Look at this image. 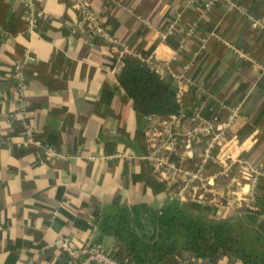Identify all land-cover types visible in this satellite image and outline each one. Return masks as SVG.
I'll list each match as a JSON object with an SVG mask.
<instances>
[{
    "label": "crops",
    "instance_id": "obj_1",
    "mask_svg": "<svg viewBox=\"0 0 264 264\" xmlns=\"http://www.w3.org/2000/svg\"><path fill=\"white\" fill-rule=\"evenodd\" d=\"M86 1L113 40L146 59L173 93L183 88L187 112L197 108L203 121L225 123L237 111L218 156L238 153L240 184L229 188L209 164L207 191L195 187L177 199L195 212L215 208L222 217L251 208L264 191V73L258 69L264 67V0H234L245 15L222 0L207 11L208 0ZM74 2L34 0L29 33L19 0H0V264H65L46 248L58 237L99 243L129 262L112 237L100 236L97 215L111 205L156 208L174 198L172 172L161 174L147 158L148 130L162 119L133 110L117 83V46L77 27ZM256 20L258 28L251 26ZM26 56L33 61L25 68L23 118L9 71ZM23 121L55 155L21 146ZM187 128L185 121L179 135ZM187 259L178 252L164 264ZM208 264L238 263L222 255Z\"/></svg>",
    "mask_w": 264,
    "mask_h": 264
},
{
    "label": "trees",
    "instance_id": "obj_2",
    "mask_svg": "<svg viewBox=\"0 0 264 264\" xmlns=\"http://www.w3.org/2000/svg\"><path fill=\"white\" fill-rule=\"evenodd\" d=\"M117 83L144 118L164 119L177 111L170 81L136 60L122 59ZM96 224L101 237L123 248L130 264H164L178 252L207 264L222 255L233 263L264 264V191L238 216L195 212L171 198L156 208L107 206Z\"/></svg>",
    "mask_w": 264,
    "mask_h": 264
},
{
    "label": "built area",
    "instance_id": "obj_3",
    "mask_svg": "<svg viewBox=\"0 0 264 264\" xmlns=\"http://www.w3.org/2000/svg\"><path fill=\"white\" fill-rule=\"evenodd\" d=\"M74 1V7L80 17L77 27H83L90 34L100 35L107 42L116 45L121 59L130 58L146 65V59L139 55L130 54L124 44L116 42L103 30L94 14L90 11L86 0ZM217 1L220 0H208L204 5L206 11L211 9ZM222 1L226 2L231 9L236 10L240 15L246 14L244 7L236 4L234 0ZM19 3L26 9L27 30L31 33L33 32L36 19L34 0H19ZM251 26L258 28L260 23L257 20L251 21ZM195 29L196 23L191 24L187 30V36L189 37ZM240 56L242 57V55ZM32 61L33 59L27 56L16 59L9 71L10 83L14 86L19 97L17 100V115L23 116V118L27 107V102L23 96V93L27 90L25 68ZM258 69L264 73V67H259ZM171 79L174 80L177 77L172 76ZM197 88L202 89L201 86ZM183 92V88H178L173 93L177 111L162 119L158 127L149 128L147 134L149 146L148 161L152 163L155 169L160 170L161 174H165L164 172L166 171L172 172L174 177L169 182H172L171 184L175 187L173 190L174 198L183 197V195L193 191L195 187H200L203 191H207V179L204 173L209 164L216 167L219 166L220 174H225L228 171V166L231 165L230 160L232 163L236 162L231 157L221 160L218 154L223 147L224 143L222 141H225L229 122L237 116V111L234 110L225 123H217L216 118L210 121H203L197 108L190 112L185 110L182 100ZM9 118L11 119L12 116ZM185 121L189 123V128L180 136L179 130ZM22 126V147H40L49 155H55L52 149L35 139L29 123L23 121ZM177 177L178 180H174ZM252 184L254 185L255 182L253 181ZM46 248L62 254L65 264H130L109 253L101 244L94 242L78 245L70 238L58 237ZM179 264L207 263L190 258Z\"/></svg>",
    "mask_w": 264,
    "mask_h": 264
},
{
    "label": "rangeland",
    "instance_id": "obj_4",
    "mask_svg": "<svg viewBox=\"0 0 264 264\" xmlns=\"http://www.w3.org/2000/svg\"><path fill=\"white\" fill-rule=\"evenodd\" d=\"M222 143H224V141H222ZM233 158L236 162L232 163L230 160L231 165L228 166V171L225 174H220L221 172H218L220 175H222L224 178L228 179V187L229 188H233L238 186L240 184V182L238 181V176H239V163L237 162V160L239 159V155L235 150H231V152H229V155H227L226 158ZM218 169L220 170V167L218 166ZM253 183V181H252ZM251 183V184H252ZM185 195H183L184 197ZM181 198V197H180ZM220 205H222L220 203ZM218 212V210H216L215 208H211L209 210H207V214L209 215H216V213Z\"/></svg>",
    "mask_w": 264,
    "mask_h": 264
}]
</instances>
